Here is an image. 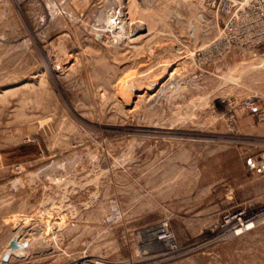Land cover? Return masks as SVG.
<instances>
[{
  "label": "rangeland",
  "instance_id": "rangeland-1",
  "mask_svg": "<svg viewBox=\"0 0 264 264\" xmlns=\"http://www.w3.org/2000/svg\"><path fill=\"white\" fill-rule=\"evenodd\" d=\"M241 2L0 0V264H264Z\"/></svg>",
  "mask_w": 264,
  "mask_h": 264
},
{
  "label": "built area",
  "instance_id": "built-area-1",
  "mask_svg": "<svg viewBox=\"0 0 264 264\" xmlns=\"http://www.w3.org/2000/svg\"><path fill=\"white\" fill-rule=\"evenodd\" d=\"M241 4L242 19L237 26H233L231 19L227 22V35L264 44V0H243ZM231 103L229 118L232 120H236L239 112L248 111L264 121V85L256 94L243 99L235 98Z\"/></svg>",
  "mask_w": 264,
  "mask_h": 264
},
{
  "label": "bare ground",
  "instance_id": "bare-ground-1",
  "mask_svg": "<svg viewBox=\"0 0 264 264\" xmlns=\"http://www.w3.org/2000/svg\"><path fill=\"white\" fill-rule=\"evenodd\" d=\"M249 222V221H248Z\"/></svg>",
  "mask_w": 264,
  "mask_h": 264
}]
</instances>
